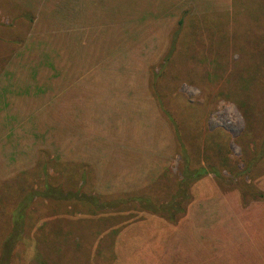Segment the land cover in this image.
<instances>
[{"label":"trees","instance_id":"16d2710c","mask_svg":"<svg viewBox=\"0 0 264 264\" xmlns=\"http://www.w3.org/2000/svg\"><path fill=\"white\" fill-rule=\"evenodd\" d=\"M140 1L115 0L114 17L153 26L159 19L174 16L177 0H157L156 4L151 0L144 6ZM210 13L181 10L165 29L164 49L147 72L137 74L128 65L97 68L87 85L74 86L75 98L81 101L79 109L74 108L81 133L75 127L79 143L71 155L60 152L62 156L55 157L41 150L38 158L31 156L27 136L19 145H28L29 151L18 154V165H14L16 154L7 149L6 162L11 167L8 177L0 178V264L11 263L17 244L32 234L46 245L69 243L68 250L82 245L84 257L78 264H212L223 255L226 264H264V35L258 36L257 29L256 34L231 30L223 16L210 20ZM143 32L123 47L128 60L133 59L130 50L142 46ZM183 84L202 89L206 103L197 106L186 100L180 92ZM84 86L99 99L97 104L85 105ZM145 99L147 104L140 107ZM221 100L235 103L245 119L246 127L237 139L243 169L230 158L229 134L223 129L211 131L204 123L207 109ZM130 117H135L137 134L153 132L157 118L164 122L170 135L167 152L183 160L181 179L165 172L143 184L128 178L125 167H139L135 153L112 141L108 133L123 129ZM95 167H101L102 177L109 178L106 182L111 178L115 182L98 187ZM225 171L235 179L250 177L252 183L234 191L226 215L206 208L194 224L176 231L192 202L210 200L206 202L218 206L214 199L221 197V188H211L207 181L213 175L218 186L226 187ZM247 195L258 203L246 201ZM39 222L46 224L41 234L36 231ZM201 225L205 230L197 233ZM244 231L246 242L231 244ZM216 240L227 246H216ZM189 243L195 244V251ZM203 250L208 255L198 257ZM42 257V264H48L46 251Z\"/></svg>","mask_w":264,"mask_h":264},{"label":"rangeland","instance_id":"374dc122","mask_svg":"<svg viewBox=\"0 0 264 264\" xmlns=\"http://www.w3.org/2000/svg\"><path fill=\"white\" fill-rule=\"evenodd\" d=\"M151 2V0H141L139 3L144 6ZM154 2L156 4L157 0ZM173 5L174 16L171 19H159L152 26L150 22L141 25L130 24V17L127 18L129 22L115 18L114 10H117L115 0H0V93H3L2 90L5 91L4 100L10 105L11 111L7 112V117H4L11 123L5 128L0 125V178H7V168L11 167L6 162L7 149L16 154L12 159L16 160L13 161L14 165H18V154L29 151L28 145L24 143L19 145L20 139L27 136L26 139L30 140L31 156L38 158L41 150H49L55 157L62 156L60 152L71 155V151L77 148L79 143L76 139L78 136L73 133L75 127L79 129V133L76 130L77 134L81 133V123L75 116L79 112L74 115V108L79 109L81 101L75 98L78 91L74 86L87 85L97 68L113 69L128 65L137 74L147 72L151 61L157 60L164 49L162 43L165 29L175 22L181 10L190 8L198 15L211 12L210 20L221 15L230 22L231 30L238 29L242 33L248 30L245 34L258 32V36L264 35V0H177ZM163 13L165 12L160 11V15ZM116 21L123 23L117 25ZM142 30L145 31L143 32L145 35L140 38H143L144 42L142 41V46L138 47L142 51L135 53L138 49L130 50L133 59L128 60L126 48L123 49V47L127 42L130 44ZM147 37L149 39H146ZM138 88L139 92L145 96L144 91ZM88 89L87 86L83 87L84 96H87L85 105L97 104L99 99L91 97L92 94L88 92L90 90ZM8 92L11 94L10 99H8ZM180 92L194 105L202 106L207 101L203 90L195 85L183 84ZM102 101L101 99L100 102ZM108 101L114 104L113 100ZM146 102L145 99V102L142 101L139 106L143 107ZM221 102L235 106L236 112L231 118L226 110H222ZM150 107L153 109L152 104ZM133 119L135 117H130V121L127 120V124L120 130H110L111 126L107 124V133L110 130L108 135H113L112 141L118 140L122 147H129L125 148L126 150L134 151V160L139 163L136 165L139 167H125L124 171L128 172V178H131L132 182L143 184L146 181L151 182L152 178L156 179L165 172L174 178L181 179L183 160L173 151L167 152L170 135L164 128V122L157 118L153 132L148 131L141 135L133 129L136 123ZM204 123L211 131L223 129L229 134L231 137L230 158L239 165L240 169H243V153L237 139L246 125L238 106L233 102L221 100L207 109ZM84 133H86L85 130ZM32 137L37 141H31ZM103 149L109 155L112 152L107 148ZM122 150L124 149L120 148V151ZM146 163L149 164L146 165ZM95 170L98 187L115 182L114 178H111L110 182L105 181L109 178L102 177L101 167H95ZM223 174L227 179L226 187L218 186L213 175H210V180L207 181L211 184V188H221V197L214 199L217 200L218 206L206 202L210 200L201 199L192 202L181 224L175 228L176 231H180L190 223L194 224L205 214L206 208L209 212L216 209L213 214L226 215L225 211L229 210L228 202L234 197V191L252 183L250 177L235 179L228 171ZM123 178L125 180L127 176ZM207 182L205 180V183ZM203 185L204 183L200 187L203 188ZM248 195L246 201L249 200L251 204L258 203ZM157 198H160L159 194ZM209 219L214 220L212 217ZM45 225L39 222L36 231H41L46 227ZM203 230L205 228L201 225L197 233H202ZM190 235L195 234L190 233ZM245 237H248L246 231L239 234L236 237L237 240L231 244L239 246L246 242ZM48 243L50 244H44L37 235L32 234L31 237L29 235L17 244L9 264H42V254L45 251L50 256L48 264L82 262L84 257L81 253L82 245H72L68 250L65 247L69 246V243ZM215 243H217L216 246L221 244L219 246L221 248L227 246L219 240ZM189 245L192 250H196L192 248L195 244L189 243ZM206 245L208 247V241ZM202 252L200 255L198 251L197 256L208 255L207 252L204 253V250ZM212 264H226L225 256L223 255L218 261H213Z\"/></svg>","mask_w":264,"mask_h":264},{"label":"crops","instance_id":"0c3cea01","mask_svg":"<svg viewBox=\"0 0 264 264\" xmlns=\"http://www.w3.org/2000/svg\"><path fill=\"white\" fill-rule=\"evenodd\" d=\"M3 23V21H2ZM1 23V24H2ZM4 24V23H3ZM1 73V71H0ZM3 74V73H2ZM1 74V75H2ZM3 76V75H2ZM1 92L3 93H0V103L2 102V100L5 99V94H4V90H2ZM8 99H10L11 97V94L8 92ZM7 101L4 100L2 104H0V125L4 126V128L6 127V125L10 124L11 122H8L6 118L4 117H7V112L10 111L9 108H10V105L6 103ZM11 112V111H10ZM3 119V120H2ZM6 119V120H4ZM13 121V120H12Z\"/></svg>","mask_w":264,"mask_h":264},{"label":"clouds","instance_id":"9594fccd","mask_svg":"<svg viewBox=\"0 0 264 264\" xmlns=\"http://www.w3.org/2000/svg\"><path fill=\"white\" fill-rule=\"evenodd\" d=\"M221 108L222 110H226L229 118H231L232 115L236 112L235 106L232 104H226L224 102H221Z\"/></svg>","mask_w":264,"mask_h":264}]
</instances>
